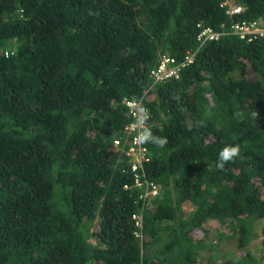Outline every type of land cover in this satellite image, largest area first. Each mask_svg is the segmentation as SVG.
I'll list each match as a JSON object with an SVG mask.
<instances>
[{
  "label": "trees",
  "instance_id": "trees-1",
  "mask_svg": "<svg viewBox=\"0 0 264 264\" xmlns=\"http://www.w3.org/2000/svg\"><path fill=\"white\" fill-rule=\"evenodd\" d=\"M245 21H264V0H0V264H218L193 257L191 239L223 222L240 223L241 264H264L245 225L264 220V39L231 29ZM205 28L219 39L202 45ZM163 56L186 66L155 84ZM124 100L168 138L143 144L157 203L97 134L125 136ZM226 144L240 155L221 170ZM172 195L193 212L160 227Z\"/></svg>",
  "mask_w": 264,
  "mask_h": 264
},
{
  "label": "rangeland",
  "instance_id": "rangeland-1",
  "mask_svg": "<svg viewBox=\"0 0 264 264\" xmlns=\"http://www.w3.org/2000/svg\"><path fill=\"white\" fill-rule=\"evenodd\" d=\"M225 4L221 7L224 8ZM231 8H235V7L231 6ZM15 44L17 45L16 41ZM18 49L19 47L18 48L12 47V49L9 48L8 51L12 52L9 54H15L18 51ZM97 134H99V138L105 144H107L106 143L107 139L110 138L111 139L110 146L114 151V153L117 154L118 157H120V160L122 161L124 160V162L127 163L128 165L131 164L132 158L126 156L124 152L126 151V148L124 146L116 147L114 145L115 140H119L120 137L116 138V136H112V137L105 136L104 134H101L99 132H97ZM163 194H164L163 191L159 189V195L158 197H155L156 199L155 198H148V199H152L151 202L154 203L156 201L163 200L166 195ZM173 200L175 203V210H174L176 213L175 220L169 223H159L160 227H169V225L172 224H180L182 220L183 221L187 220V218L190 217L193 212V205H192L193 203L184 202V204L182 203L181 205H179L176 203L177 199L174 197V195H172L171 202H173ZM167 202L169 203L168 198H167ZM239 225L240 223H235L234 225H230L223 222V224H220L219 226H215L209 229L200 228L199 230H197L196 234L191 239L192 241H194V243L197 246L196 248L191 250L192 253L194 254L193 257H195L197 253H199L201 257L204 259V261L212 258L215 259L218 264L226 263L227 260H231V261L234 260L235 263L241 264L240 258L243 252L237 253L236 252L237 242L235 241L234 243V239L240 237V235L238 233L235 234L234 231L236 230V227ZM245 225L246 228L249 230V233L247 235V247L249 251L253 252L254 254L263 253L264 252V220H260V221L252 220L247 222ZM220 235H223V238L220 237ZM200 237L203 239V242L201 243L202 247L200 246L199 243L200 241L197 240V239L200 240ZM223 239L226 240L222 241L220 245L218 244L216 246L213 244V242ZM180 245L181 246L177 248V251L180 252L181 256H184L186 253L185 249L189 250V247L185 241L180 243Z\"/></svg>",
  "mask_w": 264,
  "mask_h": 264
},
{
  "label": "built area",
  "instance_id": "built-area-1",
  "mask_svg": "<svg viewBox=\"0 0 264 264\" xmlns=\"http://www.w3.org/2000/svg\"><path fill=\"white\" fill-rule=\"evenodd\" d=\"M240 8H233L228 11L229 15H238L241 13ZM234 32L236 34H240L242 36L246 34L251 33H258L260 32L262 34V37L264 36V23L262 26L252 24L250 27L246 26L245 24L243 26H235ZM220 35L214 32L210 28H205L202 30L200 34V41L202 44L217 41L219 39ZM188 64L193 63V60L191 57L187 58ZM186 66V64L177 65L175 60L170 57H162L160 60V64L156 71L153 72V77L157 81V83H165L166 80H179L181 77V67ZM124 106L127 107L129 110L128 113L134 120L126 129L124 130L125 136L120 137L119 140H115L114 145L116 147L118 146H124L126 148L125 154L129 158H132L130 166V172L133 175L134 179V188L135 189H141L144 190L143 195L141 196V199H148V198H155L159 195V188L154 183H151L147 180L145 171H144V164L149 162V153L147 149L138 141L137 139V130H138V117L139 113L136 109L140 107V105L136 102L132 101H125ZM134 133L135 136L130 137V135ZM125 189H128V187H125ZM134 220L137 222L136 226L138 228L141 227V221L138 216L134 217ZM137 236L138 233H136Z\"/></svg>",
  "mask_w": 264,
  "mask_h": 264
},
{
  "label": "clouds",
  "instance_id": "clouds-1",
  "mask_svg": "<svg viewBox=\"0 0 264 264\" xmlns=\"http://www.w3.org/2000/svg\"><path fill=\"white\" fill-rule=\"evenodd\" d=\"M224 8H228L227 14H228L229 10L233 9V8H231V5L228 2H227V4H225ZM237 8L238 7H235V9H237ZM241 13H242V11H241ZM229 16L232 17L234 15H229ZM263 23H264V21H262L260 23H253V22H246L245 21L244 23H241V24H234L231 27V29L234 31V27L237 25L243 26L245 24L246 26L250 27L252 24L262 26ZM210 29H212V28H210ZM217 34L220 35V33H217ZM242 37L243 38L249 37L251 39V41L256 40V39H264V36L262 37V34L260 32H258V33H251L250 32V34H246ZM199 42L202 43L201 41H199ZM202 45H204V44H202ZM163 57H165V56H163ZM152 79L154 80L155 84H158L157 81L153 77V72H152ZM125 101H131V100H124L123 105H124ZM132 102H134V101H132ZM136 103H138V102H136ZM138 104L140 105V107L138 109H136L139 113V117H138V121H137V125H138L137 139H138V141L142 145L143 144H152L156 147L163 148L168 143V138L157 136L153 133L151 127L147 123L151 119V113H150L149 109L142 107L140 103H138ZM128 115H129V113H128ZM258 115L259 114L257 111H254L251 113L250 119H251L252 123H254V124L256 123V121L258 119ZM239 155H240V146L238 144H226L218 153L217 167L219 169L223 170L225 168L226 164L234 161V159L237 158Z\"/></svg>",
  "mask_w": 264,
  "mask_h": 264
},
{
  "label": "crops",
  "instance_id": "crops-1",
  "mask_svg": "<svg viewBox=\"0 0 264 264\" xmlns=\"http://www.w3.org/2000/svg\"><path fill=\"white\" fill-rule=\"evenodd\" d=\"M125 158V157H124Z\"/></svg>",
  "mask_w": 264,
  "mask_h": 264
}]
</instances>
